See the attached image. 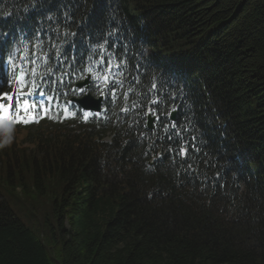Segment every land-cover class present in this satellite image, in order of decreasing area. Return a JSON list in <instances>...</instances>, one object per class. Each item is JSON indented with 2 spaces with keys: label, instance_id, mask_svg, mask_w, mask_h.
Instances as JSON below:
<instances>
[{
  "label": "trees",
  "instance_id": "obj_1",
  "mask_svg": "<svg viewBox=\"0 0 264 264\" xmlns=\"http://www.w3.org/2000/svg\"><path fill=\"white\" fill-rule=\"evenodd\" d=\"M8 31L38 107L0 129V264H264V0H0ZM99 40L121 77L65 115Z\"/></svg>",
  "mask_w": 264,
  "mask_h": 264
},
{
  "label": "water",
  "instance_id": "obj_2",
  "mask_svg": "<svg viewBox=\"0 0 264 264\" xmlns=\"http://www.w3.org/2000/svg\"><path fill=\"white\" fill-rule=\"evenodd\" d=\"M79 103L81 104V106H83L85 109H88V110H93V111H99L100 110V106H101V103H102V99L100 100H95L93 98H90V97H87L81 101H79ZM175 116L176 114L174 113L172 115V120H175ZM153 122H154V119H149V123H148V126L150 129L153 128Z\"/></svg>",
  "mask_w": 264,
  "mask_h": 264
},
{
  "label": "snow or ice",
  "instance_id": "obj_3",
  "mask_svg": "<svg viewBox=\"0 0 264 264\" xmlns=\"http://www.w3.org/2000/svg\"><path fill=\"white\" fill-rule=\"evenodd\" d=\"M0 98H3L5 100L13 99L11 95H9L8 93L2 92V90H0ZM24 103L27 105V101H25ZM30 107H36V105H31ZM11 108H12L11 105H5L3 103H0V112L7 114Z\"/></svg>",
  "mask_w": 264,
  "mask_h": 264
},
{
  "label": "bare ground",
  "instance_id": "obj_4",
  "mask_svg": "<svg viewBox=\"0 0 264 264\" xmlns=\"http://www.w3.org/2000/svg\"><path fill=\"white\" fill-rule=\"evenodd\" d=\"M189 97V96H188Z\"/></svg>",
  "mask_w": 264,
  "mask_h": 264
}]
</instances>
